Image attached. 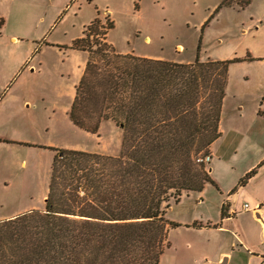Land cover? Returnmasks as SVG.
I'll return each instance as SVG.
<instances>
[{
  "label": "rangeland",
  "instance_id": "1",
  "mask_svg": "<svg viewBox=\"0 0 264 264\" xmlns=\"http://www.w3.org/2000/svg\"><path fill=\"white\" fill-rule=\"evenodd\" d=\"M221 4V0L2 3L0 21L7 27L0 36V221L45 210L54 149L112 157L123 153L124 133L115 123L106 120L91 133L73 125L69 116L88 58L86 52L72 49L73 42L98 16L103 25L114 22L108 41L121 54L188 64L198 57L204 62L261 58L229 66L222 136L211 148V174L218 187L231 188L229 194L243 188L246 168L264 155V0H250L245 8L234 4L219 9ZM12 36L18 41L10 42ZM204 198V204L196 194H184L177 204L172 201L168 222L188 223L204 212L215 215V204L222 199L216 187ZM194 234L183 227L171 230L170 247L160 264H193L187 247L197 240Z\"/></svg>",
  "mask_w": 264,
  "mask_h": 264
},
{
  "label": "trees",
  "instance_id": "2",
  "mask_svg": "<svg viewBox=\"0 0 264 264\" xmlns=\"http://www.w3.org/2000/svg\"><path fill=\"white\" fill-rule=\"evenodd\" d=\"M221 2L245 8L250 0ZM113 27L98 16L73 42L88 58L69 116L91 133L115 123L123 153L54 149L45 210L0 221V264H160L181 226L167 220L170 203L216 185L210 162L199 160L222 136L229 66L243 61L121 54L108 41Z\"/></svg>",
  "mask_w": 264,
  "mask_h": 264
},
{
  "label": "crops",
  "instance_id": "3",
  "mask_svg": "<svg viewBox=\"0 0 264 264\" xmlns=\"http://www.w3.org/2000/svg\"><path fill=\"white\" fill-rule=\"evenodd\" d=\"M8 1L10 0H0V3ZM21 1L31 6L32 0ZM6 27V23L0 21V36L2 33L5 34ZM16 41H18L16 37L10 38V42ZM208 59L214 60L207 58V61ZM243 60L248 62L261 58L253 60L249 57V60L246 58ZM211 155L214 157L213 151ZM212 157L209 165L210 173ZM254 171L256 173L253 177L243 188L238 189V192L229 194L231 188L221 189L216 184L208 185L202 193L196 194L201 204L206 202L204 196L212 187H216L221 198L225 197L221 199L222 201L215 202V215L204 212L201 215H194L188 223H178L180 227L195 233L197 240L187 247L188 256L192 257L193 260L190 261L193 264H264V155L246 168L245 173ZM246 204L249 210L244 209ZM16 216L18 215L8 218ZM202 237H205V240Z\"/></svg>",
  "mask_w": 264,
  "mask_h": 264
},
{
  "label": "built area",
  "instance_id": "4",
  "mask_svg": "<svg viewBox=\"0 0 264 264\" xmlns=\"http://www.w3.org/2000/svg\"><path fill=\"white\" fill-rule=\"evenodd\" d=\"M199 161H202L204 163H208V162H210V157H205L204 159H200ZM244 209L249 210L248 204L244 205Z\"/></svg>",
  "mask_w": 264,
  "mask_h": 264
}]
</instances>
